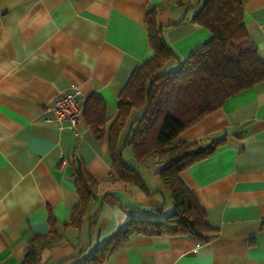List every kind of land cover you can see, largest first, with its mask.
I'll use <instances>...</instances> for the list:
<instances>
[{"label": "crops", "instance_id": "obj_1", "mask_svg": "<svg viewBox=\"0 0 264 264\" xmlns=\"http://www.w3.org/2000/svg\"><path fill=\"white\" fill-rule=\"evenodd\" d=\"M241 3L264 62V0ZM199 7L198 0H0V264H21L34 240L38 264H83L132 212H172L170 192L155 173L161 159L138 160L124 144L139 110L117 147L143 187L113 175L107 128L133 69L153 55L147 11H155L176 55L165 65L171 68L211 37L192 19ZM73 88L82 118L73 127L46 122L47 105ZM92 95L104 103L103 131L89 122ZM213 137H224V145L180 174L214 229L210 238L133 235L101 264H264V80L229 96L177 140L206 144ZM77 168L98 183L79 228L67 224L79 200Z\"/></svg>", "mask_w": 264, "mask_h": 264}, {"label": "trees", "instance_id": "obj_2", "mask_svg": "<svg viewBox=\"0 0 264 264\" xmlns=\"http://www.w3.org/2000/svg\"><path fill=\"white\" fill-rule=\"evenodd\" d=\"M200 5L192 19L211 33L210 39L196 48L174 69L165 67L176 58L157 24L155 11L145 15L149 46L153 55L135 67L118 95L115 117L107 128V141L113 175L123 181L143 187L139 171L124 162L117 141L126 127L133 109L139 114L132 119L124 144L132 147L135 157L143 160L150 155L161 159L155 170L170 192L172 212L150 218L149 212H132L126 224L83 264H101L106 256L123 245L133 235H185L200 242L207 241L213 228L193 191L181 179V172L193 163L214 153L224 145V137H213L206 144L198 140L179 141L178 134L218 109L231 95L264 80V62L249 39L243 24L241 0H198ZM90 99V98H89ZM89 122L103 131L104 103L91 97ZM85 107L83 106L84 114ZM79 200L71 209L70 226L79 228L97 181L77 168L73 174ZM162 216V217H161ZM47 239L57 237L51 218ZM36 240L29 244L21 264H38Z\"/></svg>", "mask_w": 264, "mask_h": 264}, {"label": "built area", "instance_id": "obj_3", "mask_svg": "<svg viewBox=\"0 0 264 264\" xmlns=\"http://www.w3.org/2000/svg\"><path fill=\"white\" fill-rule=\"evenodd\" d=\"M46 109L52 113V117H45L46 122H56L61 127L75 126L82 118L83 113V103L79 89L73 88L56 95ZM199 245L198 242L194 251L197 250Z\"/></svg>", "mask_w": 264, "mask_h": 264}, {"label": "rangeland", "instance_id": "obj_4", "mask_svg": "<svg viewBox=\"0 0 264 264\" xmlns=\"http://www.w3.org/2000/svg\"><path fill=\"white\" fill-rule=\"evenodd\" d=\"M174 68H176V67H171V69H174Z\"/></svg>", "mask_w": 264, "mask_h": 264}]
</instances>
